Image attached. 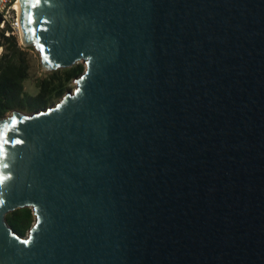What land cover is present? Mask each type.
Here are the masks:
<instances>
[{"label":"water","instance_id":"1","mask_svg":"<svg viewBox=\"0 0 264 264\" xmlns=\"http://www.w3.org/2000/svg\"><path fill=\"white\" fill-rule=\"evenodd\" d=\"M19 18L44 71L85 69L0 118V264H264V0H20Z\"/></svg>","mask_w":264,"mask_h":264},{"label":"trees","instance_id":"2","mask_svg":"<svg viewBox=\"0 0 264 264\" xmlns=\"http://www.w3.org/2000/svg\"><path fill=\"white\" fill-rule=\"evenodd\" d=\"M0 118L15 109L35 112L60 99L71 89L74 82L85 69L82 62L71 67L46 72L36 79L35 91L30 90L25 81L30 77V58L28 48L20 45L16 35L0 33ZM8 224L20 235H25L35 219L31 207L17 208L6 215Z\"/></svg>","mask_w":264,"mask_h":264},{"label":"built area","instance_id":"3","mask_svg":"<svg viewBox=\"0 0 264 264\" xmlns=\"http://www.w3.org/2000/svg\"><path fill=\"white\" fill-rule=\"evenodd\" d=\"M17 0H0V33L20 35V18L19 10L16 7ZM0 47V54H1Z\"/></svg>","mask_w":264,"mask_h":264},{"label":"rangeland","instance_id":"4","mask_svg":"<svg viewBox=\"0 0 264 264\" xmlns=\"http://www.w3.org/2000/svg\"><path fill=\"white\" fill-rule=\"evenodd\" d=\"M16 35V34H15ZM19 39V43L20 45H23V46H26L22 43V40H21V37L20 35H16ZM28 52H29V58H30V64H31V67H30V77L25 81L26 83V86L30 89V90H33L35 91L36 88L34 86V83L36 81L37 78L39 77H43L46 75V72L48 71H44L41 67V63H40V56H39V52L36 51V50H33V49H30L28 48L27 49ZM1 52H2V49H1ZM1 55V54H0ZM75 86V82H73L71 84V89ZM70 89V90H71ZM59 99L55 100L53 103H51L50 105L58 102ZM11 112L7 113L6 115H10ZM30 229V228H29ZM28 232V231H27Z\"/></svg>","mask_w":264,"mask_h":264},{"label":"bare ground","instance_id":"5","mask_svg":"<svg viewBox=\"0 0 264 264\" xmlns=\"http://www.w3.org/2000/svg\"><path fill=\"white\" fill-rule=\"evenodd\" d=\"M16 7L18 10L20 9V0H17Z\"/></svg>","mask_w":264,"mask_h":264},{"label":"snow or ice","instance_id":"6","mask_svg":"<svg viewBox=\"0 0 264 264\" xmlns=\"http://www.w3.org/2000/svg\"><path fill=\"white\" fill-rule=\"evenodd\" d=\"M37 2H39V0H37ZM17 143H22V141H17ZM4 167L6 168L7 167V164L4 165Z\"/></svg>","mask_w":264,"mask_h":264}]
</instances>
